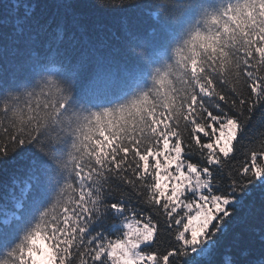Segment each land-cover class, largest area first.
<instances>
[{
  "label": "snow or ice",
  "instance_id": "1",
  "mask_svg": "<svg viewBox=\"0 0 264 264\" xmlns=\"http://www.w3.org/2000/svg\"><path fill=\"white\" fill-rule=\"evenodd\" d=\"M0 264H264V0H0Z\"/></svg>",
  "mask_w": 264,
  "mask_h": 264
}]
</instances>
